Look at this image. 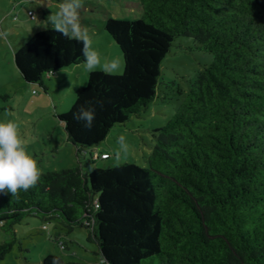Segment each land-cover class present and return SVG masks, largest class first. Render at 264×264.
I'll list each match as a JSON object with an SVG mask.
<instances>
[{
  "label": "trees",
  "instance_id": "1",
  "mask_svg": "<svg viewBox=\"0 0 264 264\" xmlns=\"http://www.w3.org/2000/svg\"><path fill=\"white\" fill-rule=\"evenodd\" d=\"M137 19L108 17L124 72H89L68 112V140L88 154L116 125L140 116L158 96L162 62L180 36L215 59L193 81L177 112L154 130L148 167L135 161L82 163L41 174L19 197L0 194V263L27 215L55 219L66 233L88 228L101 264H264V0H136ZM33 12V11H32ZM25 81L84 61L82 44L52 27L15 51ZM95 110L91 129L73 119ZM107 154V157H103ZM65 261L50 254L41 264Z\"/></svg>",
  "mask_w": 264,
  "mask_h": 264
},
{
  "label": "rangeland",
  "instance_id": "2",
  "mask_svg": "<svg viewBox=\"0 0 264 264\" xmlns=\"http://www.w3.org/2000/svg\"><path fill=\"white\" fill-rule=\"evenodd\" d=\"M136 0H83L80 11L82 25L92 34L93 47L99 52L101 64L105 59H116L124 72L122 51L106 30L108 17L137 19L142 11L132 8ZM61 0H0V122L13 121L24 140L27 152L37 161L42 173L71 168L82 163L92 171L97 166L135 161L148 167L147 157L156 143L152 130L163 126L181 106L190 84L206 65L215 59L213 53L202 49L190 36L174 40L164 58L158 96L140 116H133L123 125H116L107 138L89 151L108 152V161L92 162L89 155L78 153L68 140L60 113L68 112L75 101V90L83 86L89 71L84 61L72 67L44 75L42 81H25L15 61V51L21 48L37 31L52 27L47 17L57 11ZM33 11L35 17L30 16ZM53 28V27H52ZM95 70L103 71L101 66ZM123 138L124 145L121 144ZM97 158V157H96ZM14 248L0 264H41L50 255L70 262L102 263L99 245L90 239L88 228L76 226L66 233L55 219L46 221L27 215L16 226ZM8 235L0 224V243Z\"/></svg>",
  "mask_w": 264,
  "mask_h": 264
},
{
  "label": "clouds",
  "instance_id": "3",
  "mask_svg": "<svg viewBox=\"0 0 264 264\" xmlns=\"http://www.w3.org/2000/svg\"><path fill=\"white\" fill-rule=\"evenodd\" d=\"M83 0H61L57 11L48 15L47 20L54 30L67 39L82 44L84 65L89 72L101 66L106 74L119 68L116 59H105L101 64L99 52L93 47L92 34L88 27L82 25L80 11ZM73 119L83 121L84 126L91 129L95 119V110L83 105L73 113ZM121 144L124 145L123 138ZM41 177L37 161L27 152L24 140L18 133L17 125L8 120L0 122V194L19 197L37 186ZM53 264H56L54 261Z\"/></svg>",
  "mask_w": 264,
  "mask_h": 264
},
{
  "label": "built area",
  "instance_id": "4",
  "mask_svg": "<svg viewBox=\"0 0 264 264\" xmlns=\"http://www.w3.org/2000/svg\"><path fill=\"white\" fill-rule=\"evenodd\" d=\"M29 14H30V16L35 17L34 12H32V11H30ZM102 156H103V157H107V154H103Z\"/></svg>",
  "mask_w": 264,
  "mask_h": 264
}]
</instances>
